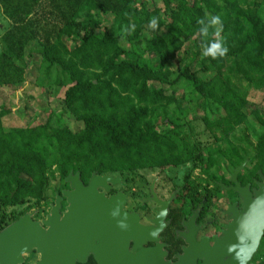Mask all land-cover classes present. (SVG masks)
Returning <instances> with one entry per match:
<instances>
[{
    "label": "trees",
    "instance_id": "1",
    "mask_svg": "<svg viewBox=\"0 0 264 264\" xmlns=\"http://www.w3.org/2000/svg\"><path fill=\"white\" fill-rule=\"evenodd\" d=\"M149 1L0 0L7 19L0 33V87L25 81L32 60L40 85L64 88L44 120L31 126L3 128L8 107L0 104V229L24 213L34 217L17 207L53 199L69 172L83 180L93 173L121 177L194 158L193 130L181 107L192 97L220 110L211 121L200 117L216 140L249 121L264 140V111L245 113L249 97L236 83L264 88V0H161L162 8ZM214 15L222 19L219 38L228 48L217 58L202 55V44L218 38L215 29L203 37L198 23L205 19L207 25ZM152 17L156 29L149 26ZM186 42L190 48L182 50ZM179 51L188 57L171 70L167 64ZM178 87L187 99L175 95ZM228 150L212 153L229 152V163L237 162L240 151ZM52 165L57 176L48 184Z\"/></svg>",
    "mask_w": 264,
    "mask_h": 264
},
{
    "label": "water",
    "instance_id": "2",
    "mask_svg": "<svg viewBox=\"0 0 264 264\" xmlns=\"http://www.w3.org/2000/svg\"><path fill=\"white\" fill-rule=\"evenodd\" d=\"M240 162L232 172V180L243 166ZM63 181L68 188L53 197L47 213L35 220L29 213L20 215L0 229V264H23L24 255L34 251L38 258L30 264H75L84 262L91 253L96 264H194V258L185 250L174 263L163 262L154 255L156 247L141 248L145 228L137 216L123 209L124 193L105 195L111 185L119 182L118 175H91L86 184L79 174H67ZM149 200L159 205L153 222L164 216L167 200L158 198L151 189ZM100 188L101 190H98ZM241 199L242 210L230 206L228 219L219 237L208 246L203 242L200 264H247L264 231V183L253 192L232 187ZM64 199V210L60 202ZM132 241L130 250L129 242ZM138 248V251H134Z\"/></svg>",
    "mask_w": 264,
    "mask_h": 264
},
{
    "label": "flooded vegetation",
    "instance_id": "3",
    "mask_svg": "<svg viewBox=\"0 0 264 264\" xmlns=\"http://www.w3.org/2000/svg\"><path fill=\"white\" fill-rule=\"evenodd\" d=\"M248 139L251 144H248V142L245 144L247 149H253L252 152L241 154L240 151V158L234 163L228 161H233L229 152L212 153L209 156L212 159L211 165L207 166V163H204L205 168H203V171L205 174L203 178L199 177L196 180L192 179L190 182H185L186 178L184 176V182L175 186L173 190L168 191L165 195L159 194L158 174H155L147 182L140 181L139 187L145 193L135 198L127 191L126 181L121 177H119L117 184L109 187L105 195L108 196L116 192L124 193L123 209L134 213L137 216L138 224L145 228V232H147L138 234L143 235V241L140 243L141 248L151 249L156 247L153 251L154 255H159L161 260L167 263H174L187 250L194 258V264H200L201 259L197 255L202 253L203 242L211 246L213 240L219 237L226 223L230 221L228 219L230 212H226V210L230 206H233L236 211L242 210L241 199L237 192L228 187L234 186L235 181H237L240 187H246L250 197H253V192L259 187V184L264 183V140L255 137ZM232 143L233 139L230 137L217 139L216 149L219 150L223 147L232 150L235 148ZM218 144L223 146L219 147ZM242 161H244L243 166L236 173L235 180H232L233 169ZM69 173L74 174L73 172ZM91 175H95V173ZM88 178L83 180L79 175V179L83 184H86ZM151 182V189L158 198L162 200L169 198L164 216L157 223L153 222L152 219L159 205L148 199L150 197ZM65 188H68L66 182L59 188L58 193ZM98 190L101 189L98 188ZM60 205V210H64V199L61 200ZM32 218L39 220L42 217ZM131 245L132 241L129 242V250ZM138 250L136 248L132 253ZM27 255H32L33 259L25 263L24 255L23 264H30L38 258L34 251ZM75 264H96V261L93 259L92 254L88 253L84 262L76 261ZM247 264H264V231L256 251Z\"/></svg>",
    "mask_w": 264,
    "mask_h": 264
},
{
    "label": "rangeland",
    "instance_id": "4",
    "mask_svg": "<svg viewBox=\"0 0 264 264\" xmlns=\"http://www.w3.org/2000/svg\"><path fill=\"white\" fill-rule=\"evenodd\" d=\"M156 6L162 8L161 0H150L148 5L153 3ZM104 24H108L104 21ZM7 25V19L3 16L0 10V33ZM121 44L128 46L126 36L121 38ZM70 47L73 45V41H70ZM3 46L0 43V50ZM188 47L190 43L186 42L182 50ZM188 57V52L184 53L179 51L174 58L170 60L167 65L171 70L176 68L178 61L181 57ZM37 65L32 60H28L25 68V81L12 87H0V104L4 103L8 107L7 114L2 118L1 125L3 128H23L25 126H31L35 122L42 121L45 118L46 110L56 106L59 99L62 97L64 88L58 86H42L39 84L40 74H37ZM201 77H206V74L199 73ZM255 79V77L253 78ZM231 81H236L232 78ZM238 91L245 93L249 97V102L243 108L244 112L248 114L250 110H258L263 115L264 111V88L262 89H249L247 88L248 82L237 81ZM168 92V91H167ZM175 95L183 100L187 99V95L184 96L182 88L178 87L175 90ZM183 95V96H181ZM186 101V100H185ZM183 101L181 107L186 110V119H189L188 123L191 125L193 134L186 129L185 132L191 133V140L196 143L197 153L195 157L187 162L178 165L175 168H165L161 171L158 169H152L147 171H137L135 173H123L121 178L126 181V189L132 195L133 198L145 193L139 186L140 181L147 182L155 174H158V188L159 194L165 195L168 191L173 190L175 186L184 182H190V180L196 178H203L205 172L204 163H206L208 157L216 148V138L209 134L203 128L201 122V116L204 114L208 120H213L220 114V110L210 100L203 101V104L197 102V97L190 98L189 101ZM201 101V102H202ZM179 102V101H178ZM181 103V102H179ZM261 128L259 126H252V122L249 124H240L234 127L226 137L233 139V146L241 151V154L252 152L253 149H247L246 142L249 143L248 138H256V135L260 133ZM223 138V137H222ZM220 139V138H219ZM207 168V167H206ZM56 166L52 165L47 170L48 184H53L54 177L56 178ZM51 176H54L53 178ZM63 185H60L62 187ZM52 202L51 195H47L44 200L39 203L33 201H25L17 208H26L27 212H36L35 218H41L47 213L49 205ZM33 259L32 255H25V263L30 262Z\"/></svg>",
    "mask_w": 264,
    "mask_h": 264
},
{
    "label": "clouds",
    "instance_id": "5",
    "mask_svg": "<svg viewBox=\"0 0 264 264\" xmlns=\"http://www.w3.org/2000/svg\"><path fill=\"white\" fill-rule=\"evenodd\" d=\"M207 21V25H205V19H200L198 21V23L203 25V27L200 28L201 36L207 37L209 35V29L214 28L215 34L218 38L202 44V55L211 56L212 58L223 57L227 54L228 48L226 47L224 41L219 38L223 27L222 19L219 15H214L207 18ZM149 26L156 29L159 26L158 19L156 17H152L149 21Z\"/></svg>",
    "mask_w": 264,
    "mask_h": 264
}]
</instances>
